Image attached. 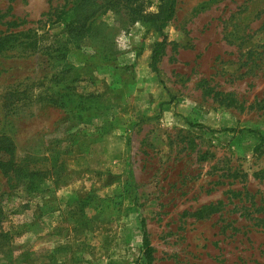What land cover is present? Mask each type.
<instances>
[{
    "label": "rangeland",
    "instance_id": "rangeland-1",
    "mask_svg": "<svg viewBox=\"0 0 264 264\" xmlns=\"http://www.w3.org/2000/svg\"><path fill=\"white\" fill-rule=\"evenodd\" d=\"M79 1L0 0L16 44L0 49V135L24 171L0 169V264H146L145 231L154 264H264V149L246 131L264 132V0H177L157 71L162 37L133 12L160 0L100 1L60 81L21 43L50 46ZM64 93L81 105L62 111Z\"/></svg>",
    "mask_w": 264,
    "mask_h": 264
},
{
    "label": "trees",
    "instance_id": "trees-1",
    "mask_svg": "<svg viewBox=\"0 0 264 264\" xmlns=\"http://www.w3.org/2000/svg\"><path fill=\"white\" fill-rule=\"evenodd\" d=\"M100 1L108 7V9L114 10L117 13H121L124 5L121 3L122 0H80L72 7V12L75 16V19L72 23L66 26V30L55 36H49L44 41H50V46H43L41 40L37 37L33 39L31 36L27 37L26 40H29L28 43L34 48H37L39 53L46 51L47 57L50 61V65L60 69V71L52 76L54 79H64V75L72 72L74 65L69 61V54L72 50L81 51L78 40H84L86 38H94L98 36L99 25L94 24L93 17L96 15L98 8L101 7ZM128 2H135L137 0H126ZM176 3L177 0H160L158 6V11L155 13H149L144 15L142 9L136 8L133 12L134 17L133 21H144L151 28H154L159 35L162 37L155 45L152 54V67L155 71L158 70L157 64L160 60V57L163 53L165 45L167 43V37L165 34V27L173 19L176 12ZM14 24H17L14 22ZM14 38V39H13ZM15 36H4L0 38V49H10L16 44H13ZM66 94V93H64ZM64 95L62 94L61 97ZM68 99L57 98L54 99V102H59V107L62 111H71L74 107L81 105V102H78L77 97H73L70 94H66ZM66 98V97H64ZM4 104L6 107L11 108V106L16 104L11 93H5L3 97ZM65 102L67 104H65ZM70 103H76L72 107L68 105ZM197 126V125H196ZM199 126V125H198ZM203 127V125H202ZM231 132H240L242 129L229 128L224 129ZM247 132L254 134L258 140V148L264 149V132L258 129H246ZM0 169L4 172H14L16 174H21L23 167H18L15 161V145L12 139L6 135H0ZM198 216H202V211L197 212ZM143 226L145 223L143 221ZM144 257L146 259V264H154V254L153 247L148 239L147 231L144 232Z\"/></svg>",
    "mask_w": 264,
    "mask_h": 264
}]
</instances>
